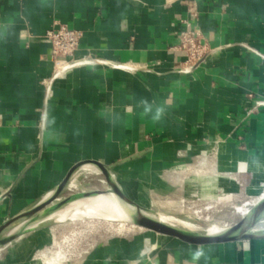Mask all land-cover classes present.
I'll list each match as a JSON object with an SVG mask.
<instances>
[{
  "label": "crops",
  "instance_id": "obj_1",
  "mask_svg": "<svg viewBox=\"0 0 264 264\" xmlns=\"http://www.w3.org/2000/svg\"><path fill=\"white\" fill-rule=\"evenodd\" d=\"M56 22L82 32L69 68L51 60ZM184 22L210 49L196 67L177 48ZM85 161L156 213L262 194L264 0H0V224ZM100 177L85 166L69 189L94 190ZM20 239L0 264H22ZM139 241L98 244L73 264H264V239L194 246L155 235L146 252Z\"/></svg>",
  "mask_w": 264,
  "mask_h": 264
},
{
  "label": "water",
  "instance_id": "obj_2",
  "mask_svg": "<svg viewBox=\"0 0 264 264\" xmlns=\"http://www.w3.org/2000/svg\"><path fill=\"white\" fill-rule=\"evenodd\" d=\"M94 168L103 178L105 190L80 191L64 195L74 174L81 168ZM10 192L5 194L8 197ZM112 195L128 217L131 225L160 236L177 239L194 246L232 243L252 239H264V232H254L255 227L264 219V197L254 205L248 213L234 225L223 229L218 234L208 235L197 231H189L160 222L155 212L141 207L129 199L117 185L109 167L94 161H85L73 166L62 182L41 202L22 210L0 224V250L25 234L47 228L48 220L53 214L68 205L87 201L97 196Z\"/></svg>",
  "mask_w": 264,
  "mask_h": 264
},
{
  "label": "rangeland",
  "instance_id": "obj_3",
  "mask_svg": "<svg viewBox=\"0 0 264 264\" xmlns=\"http://www.w3.org/2000/svg\"><path fill=\"white\" fill-rule=\"evenodd\" d=\"M90 184H92L94 190L106 189L102 177H100V180H91ZM74 192L79 191L75 189L74 191L70 190V192H65L64 194L66 196ZM221 197L222 196H217L214 199V201L216 200L215 202L211 201L206 204L205 202H194V207L190 210L187 208V203H183V206L180 204L178 207H168L163 210L165 211L164 213L158 211L157 213L155 212V215L173 217L174 221L190 225L195 231L205 233L210 226L225 229L237 223L242 216L240 217L235 214V208H244V206L245 209L251 208L244 203L248 199L237 203H231L229 199H227V201H220L223 199ZM88 201L89 200L79 203L85 204ZM79 203H75V205L69 209L83 206L79 205ZM81 221L83 220H77V222L71 226L67 225V223L55 224L53 221H50L51 225L49 227L40 229L37 231L38 233H29L21 237L16 243L20 242L27 244L24 253L20 254L19 257L22 264H40V260H38L36 256L46 249H51L50 252L52 253L60 250L62 254H65L64 258L66 261L64 260L63 264L78 263L82 261L94 246L98 244H107L110 241L120 239H137L138 241L140 239L139 242L143 244L142 252H146L149 247L155 243V235L160 236L143 229L133 228V226L130 225L123 226L124 229L118 232V225L116 222L109 220L108 223L106 222L107 220L102 218H99L97 220L99 222L96 223L89 222V220H86L84 223ZM72 232L73 236L71 239L63 241V236H68V234ZM254 232H264V219L255 227ZM55 242L58 246L54 245ZM8 248L10 247L0 251V260Z\"/></svg>",
  "mask_w": 264,
  "mask_h": 264
},
{
  "label": "bare ground",
  "instance_id": "obj_4",
  "mask_svg": "<svg viewBox=\"0 0 264 264\" xmlns=\"http://www.w3.org/2000/svg\"><path fill=\"white\" fill-rule=\"evenodd\" d=\"M262 197H264V192L260 194L259 196L255 197L254 199H252L251 201L245 202L246 206L249 205L252 208L254 205H256L260 201ZM75 203H79V202H75ZM75 203H72L68 205L67 207H65L64 209L56 212L48 220L53 221L55 224L67 223V225L71 226L75 224L77 220H83L81 221L83 223L86 220H89V222H92V223H96V222H99L97 221L99 218H102V219L107 220L106 222H108L109 220H111L112 222H116L118 225V230H117L118 232L124 229L123 226H126V225L133 226V228L135 227V228L141 229L139 227L131 225L128 222V217L126 213L122 210V208L119 206L116 199L112 195L97 196L95 198L90 199L85 204L79 203V205H83V206H80L78 208L69 209L70 207L74 206ZM250 209H245V206L244 208L237 207L235 208V213L238 214L240 217L241 216L243 217L248 213ZM157 219L160 222L167 224V225L183 228L189 231H195V229H193V227H191L190 225L174 221L173 217L158 215ZM223 229L224 228L210 226L206 230L205 233H207L208 235H215L223 231ZM72 236H73V232L71 234H68V236H63V241L71 239ZM54 245L58 246L56 242ZM50 250L46 249L45 251L38 253L36 258L40 260V264H63L65 260L64 258L65 254H62L60 250H58V252H55V253L50 252Z\"/></svg>",
  "mask_w": 264,
  "mask_h": 264
},
{
  "label": "built area",
  "instance_id": "obj_5",
  "mask_svg": "<svg viewBox=\"0 0 264 264\" xmlns=\"http://www.w3.org/2000/svg\"><path fill=\"white\" fill-rule=\"evenodd\" d=\"M184 24L185 29L178 34L179 44L177 48L183 53L185 65L188 68L196 67L205 60L210 49L203 42L202 34L199 31L190 28L187 22H184ZM45 38L50 46L51 60L59 64V68H69L81 62L77 59H72V57L78 50L82 32L56 22L53 28L47 32ZM96 63L102 64L101 61H96ZM117 67L126 68L125 66ZM69 185L66 192L70 190Z\"/></svg>",
  "mask_w": 264,
  "mask_h": 264
},
{
  "label": "clouds",
  "instance_id": "obj_6",
  "mask_svg": "<svg viewBox=\"0 0 264 264\" xmlns=\"http://www.w3.org/2000/svg\"><path fill=\"white\" fill-rule=\"evenodd\" d=\"M143 111H144V114L146 115L149 113H152L153 111L152 106L149 105L146 101L143 102ZM162 113H163V109L156 108L155 113L152 116V119L158 121L161 118ZM204 256H205L204 250L202 248L197 249L193 254V260L198 261L201 257H204Z\"/></svg>",
  "mask_w": 264,
  "mask_h": 264
}]
</instances>
